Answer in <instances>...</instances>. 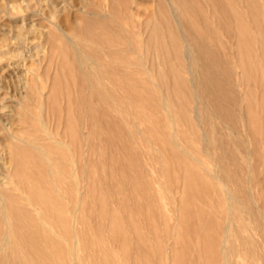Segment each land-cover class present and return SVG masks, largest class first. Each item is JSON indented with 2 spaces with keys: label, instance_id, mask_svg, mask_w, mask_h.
Wrapping results in <instances>:
<instances>
[{
  "label": "rangeland",
  "instance_id": "374dc122",
  "mask_svg": "<svg viewBox=\"0 0 264 264\" xmlns=\"http://www.w3.org/2000/svg\"><path fill=\"white\" fill-rule=\"evenodd\" d=\"M115 1L117 2V0H0V186L6 194L12 193L13 195H21V192L17 190L16 184L14 182L17 183L18 178L24 177L27 180V185H31V187H35L40 190L42 189L44 191L43 186H46L49 183L50 179L46 175L48 167H50L52 171L54 170L56 174L59 171H62L61 166L59 167L58 165L59 163L66 164L63 165L64 171L62 172H68L67 174H69L74 167H79V202H82L81 204H79V208H81L79 209V234L81 232L87 233V235L89 236V240H93L96 238L97 228L99 226V223H97V198H99L101 192L96 188L98 180H102L104 182L108 180L107 183L110 181L112 182L113 179L116 180L117 177L122 180V177L123 179L124 177H127L126 169L131 170L130 173L133 178H140V170H137V161L135 160V158L137 159L138 157L135 155L138 154L140 155L142 166L147 168V170L149 169V179H151L153 182V188L156 192L157 198L159 199V205L161 207L160 209L166 217L164 220H159L157 222L158 238L163 241V244L165 245L159 251V244L155 240L159 255L156 257L155 264H204L201 253H198L196 249V241H188V239L185 238L183 244L184 246L181 245L180 247H178V249L175 248L178 237L174 236L177 232L180 234V236L185 232V229L183 230L181 223V214L182 216H184L181 212L183 206H181V199L184 194L183 180H180L179 182H173L172 178L168 174H166L165 171L161 169L160 164L156 162V156L158 155V153L154 149L158 146L156 145V143H154V140L155 136H161L160 131L154 128L157 118L154 114L148 113L150 111H144L146 107L144 106L143 100H141L140 98L141 90H137L138 92L135 90H133L134 92H131V90L128 89L124 90L123 85H120L121 87L116 85L114 80H118L121 78V76H124L121 79H124L126 81L128 80L129 82V79H132L134 83H137L135 80L138 79H141L138 82L145 81L146 79H152L153 81L157 82L156 73L158 69H156V72L153 71L152 73L150 72L149 74H146L143 71L142 67L138 68L135 66V62H139L141 65L142 62L139 57L143 56V61L147 63L148 68L152 67V65H154V67L159 65L161 71H163L164 74L166 73L164 81L165 83H161L162 85L160 84L162 89L160 90L156 87H152L151 94L156 95L153 96V99H156V97L160 98L163 93H166L168 94L167 99L170 106H173V103L171 104V102H173V99H171V94L168 90L169 88L171 89L172 86L170 85L171 78L168 79L169 69L174 68L176 73L184 79H190V76L181 71L179 62L175 59L174 55H171V57H169L170 60L166 61L165 59H163V55L161 58L160 52L158 55L153 54L154 51L147 45L146 38L149 37L151 28L148 27L147 30L146 22L150 19L156 21L157 24L161 26L162 33L167 34L169 32V28H165L164 26H162L160 20H158L155 16L156 14H158V1L128 0L127 2L125 0H118L116 7L114 6V4L116 5ZM170 1L172 7L175 8L173 10H176V12L174 11L176 16H179V19H181L180 17H183V12L181 11V9H179L174 1ZM189 1L198 2V0ZM259 1L260 3H262V6H264V0ZM235 6L238 10H242L243 5L235 3ZM196 12L197 14L200 13V11ZM204 13L209 23H211L214 27V37L219 39V43L213 46L209 43V39L204 34L203 26L200 23L196 24V28H194V30L196 33H198V37H201L200 40L202 41V43L210 45V47L215 49V51L218 50L217 52H220L222 54L223 59H230V66L234 71L232 84L235 85L238 93L243 92V94L246 95L247 89H251L252 92L250 96L248 95V100L251 101L252 104L250 108L246 110L247 102H244L242 110H244L246 119L247 121H249L248 126L250 127V129L252 127V130L254 132H257H255L253 135H248L247 137L245 124L243 122H240L235 130L230 126L233 129V133H231L225 128L226 125H223L220 120H217L213 116L214 118L211 128H216L217 130L219 129V132L228 136L229 140V147L227 152H229L228 154L232 159H223V162L221 161V155H223V153L218 149V142L212 135V133H208V145L204 143V140H202L201 142L197 141L192 132L189 131V126L185 122H183V120H180L182 119L181 112L176 108L172 111V113L182 134V140L180 141V143L182 147H185V139L189 140L191 146L194 149V152L192 151V155L200 159L201 162L206 166V169H208L210 172H218L217 174L219 175V177L223 182L227 184L231 193H233L237 197L238 201L241 200L240 202H247L248 204L250 199L249 195L251 192L255 201L254 205L257 206L254 207V205H252V209L255 210V208H260L264 212V200L260 198L261 193H263L264 190V188H262L264 185V183H262L264 182V114L259 109V106L253 103V100H256V102H259L260 100V98L257 100V98L260 96V92L256 89V83L259 78L258 76H256L254 70L248 67V81L247 79L246 81L242 79L243 69L238 66L237 60L234 58L235 45L237 43V40L235 38H232V36H226L224 29H221L217 26L212 16L208 14L206 10L204 11ZM109 22L111 23L112 28L109 26ZM131 22L136 23L134 24V30L131 27ZM138 23H143V29L142 24H140V27ZM110 28L113 30H111ZM115 28L116 30H114ZM61 30L66 32V34L68 35V37H70L78 50L80 48L81 61H83L82 64L86 69L88 65H95L94 63H97L98 66L100 64L99 68L103 65V67L105 66V68L103 69L107 71L111 63L116 66L118 64L124 65L123 63L125 62V60L128 61H126L127 64L125 63L126 68L123 69L124 72H120L121 74L117 73V76L115 75V78L112 74L105 75L104 77L110 79H107L106 82H111H108L107 84H109L108 89H111H109L108 91H111L113 100H111L110 102L112 106L108 104L105 105L113 107V109L108 107V110L107 106L105 107L104 104L96 102L97 97H94L95 90H92L87 86L90 82H94L96 78V76H94L96 73L92 71V68L90 69L91 72H88L90 70L87 71V75L89 73V76H82V74L79 75L78 67L76 68L77 61L69 53L62 51L63 44L61 42V39L63 37V34L61 33ZM138 31L141 33L139 34ZM121 33L123 34V36ZM144 35H146L147 37L145 36V38ZM125 36L129 37L128 39L131 40L132 48L135 52L138 53V56L134 53H124V51L130 52V48L127 46V44H125L126 42H121L128 40ZM121 38L122 40L120 41ZM102 39L103 42L107 44L106 46L103 44ZM89 40L94 44H91ZM109 40L110 42H108ZM145 40L146 43L144 42ZM112 41L116 42V46H114L115 44L110 45L113 43ZM81 42L83 43L81 44ZM95 44L98 45L96 46ZM99 46L101 48H99ZM166 46L169 47V45ZM93 47L95 51H93ZM106 47H108V49ZM145 49L146 54H144ZM88 50L91 52H88L90 54L87 53ZM99 50L107 55H104L103 53L102 55L101 53H99ZM118 51L122 54H120ZM252 51L254 54L256 52V48L253 47ZM62 52L66 53V55ZM94 52H97L99 54ZM148 52L152 54L149 53V55ZM128 54H130V56ZM93 55L95 57H93ZM122 55L124 57H127V59H125ZM159 55L160 57H157ZM121 56L123 57V59ZM94 58L97 62H95ZM133 58L136 60H133ZM99 59H101L103 62ZM158 59H160L159 62ZM162 60L165 61L166 64L162 65ZM105 61L107 63L103 64L105 63ZM120 61H122L123 63H120ZM152 62H155V64H153ZM129 63H132L130 64L132 67L129 65L130 68L127 69ZM62 64L67 65V70L62 67ZM70 67L71 69H69ZM129 72H131V75L129 74ZM127 73L129 75H127ZM78 76L79 81L80 79H82L83 81H87L88 77L91 79L89 80L88 78L89 82L87 81L88 84L85 83V88H80V85L76 84L79 83L78 78L76 79V77ZM112 78H114V81L111 80ZM115 88L117 91L115 90ZM85 89L88 91V95L87 92L85 93ZM89 91L94 92L90 93ZM168 91L169 93H167ZM117 95H119L118 97L120 99L116 98ZM134 96L136 98H134ZM105 97H107V95H105ZM77 99L79 104L77 102ZM71 100L74 101L71 102ZM123 101H127L128 103L124 105L125 103ZM95 102L98 103L100 107L101 105H104L103 108L101 107L102 111ZM72 103L75 105H73ZM85 103H88L89 106L85 105ZM152 104H154L153 106H156V101H154ZM68 105L71 106L69 107ZM83 106L86 109L79 111L78 108L80 107L79 109H81V107ZM93 106H97V108L99 109L100 113L97 114L98 116L95 115L96 112L93 111ZM126 106L128 107V109L126 108ZM84 107L82 109H84ZM88 107L91 108L88 109ZM190 107H192L191 115H193L194 113L192 112V109L194 105L190 103ZM87 109L88 111H90H86ZM111 111L115 112L112 113ZM235 111H238L237 113H235L237 115H240L239 110ZM81 112L82 114H84L83 112H85V117L81 114ZM101 112H103V114L105 113V115L107 114V117L104 118ZM112 114L114 116H112ZM94 115L97 116V122L96 120H94V124H91L92 121H90V117H93ZM253 119L257 120L256 127L254 125L252 126ZM134 121L136 122V124ZM97 123L101 126L97 125ZM140 127L141 129H143L142 131L141 129H139ZM136 129L137 131L139 129L144 134H134V137H132V139L134 138L135 140L131 142V138H129L128 136L129 132H135ZM205 129L206 131L210 132L209 127L206 126ZM94 130H98L99 134H102L104 142H102L101 137V141L95 137ZM237 133H240V135ZM111 135L113 136L111 137ZM50 136H53L56 142L59 143H65L66 141V147H57L55 144V140L51 139ZM108 138L111 142L114 139L113 142L115 145L113 144V142L111 143ZM240 138L241 140H243V142L246 141L244 142V150L242 152L238 150L235 143ZM148 139L150 142H147ZM68 144L71 145L72 148L68 146ZM127 144L129 147L127 146ZM50 146H54V149L50 148ZM73 146L75 149L73 148ZM104 147L105 149L107 148L106 151ZM212 147L214 150L212 149ZM39 148L41 149L40 151ZM209 148H211V151L209 150ZM21 149L26 152L27 155H29H22V157L18 153ZM205 149L207 151H204ZM46 150L48 152L51 150V154H44ZM129 152L133 153V155L136 153L134 155L135 158L132 157ZM71 154L74 156V158L73 156H71ZM234 154H236V156ZM236 157H238V159ZM53 158L56 159L54 160ZM58 158L61 160H59ZM108 158H110V161H107ZM72 159L79 164L78 167H76V164L74 165ZM229 160L232 161L229 162ZM46 161L50 162L48 163ZM48 164L51 165L48 166ZM129 165H131V168H129ZM119 167L125 169V173H122V170L119 169ZM19 169L21 173L17 172L19 171ZM39 171H41L42 173ZM16 172L18 173V175ZM19 173L21 174V176H19ZM97 174L100 175V179ZM105 175H108L110 178L108 176L106 177ZM249 181H251V184H249ZM218 187V191L221 197L220 201L217 200V191H214L210 193L207 198L195 199L194 203L196 206L201 207V209L209 213L212 212L216 214L220 218V221H222V223L224 224L227 223L229 219L227 211L229 204L226 201V196L224 195L225 187L222 184H219ZM240 188H243L245 190V196L239 194ZM92 189H94V191ZM81 194L83 195V197ZM131 203L133 205H136L134 202ZM164 206L166 208H164ZM232 206L234 208H238L240 217V222H236L235 224H233L234 229L235 227H237L236 229L240 228L241 225L243 226V224H250L252 227L251 229L254 238V244H248L242 241L237 237L238 232L233 229V236L231 237V239H233L232 243L234 247L233 250L229 252V256L231 258L230 264H264V222H262L264 221V216L259 217L257 212V215L255 214L253 216H250V214H248L245 209L243 207H240V204L236 203L234 200L232 201ZM177 209L179 210L178 212L180 213V215L177 212ZM82 210H84V212ZM201 220L205 219L203 218ZM130 222L133 223L136 230H144L142 227L143 225L141 224L142 219L138 216L131 217ZM189 223L190 220L188 221L186 226ZM152 227L153 221L152 218L149 217L145 222L144 231L145 233H147L149 238H151V240H153L154 237ZM247 234L249 235V233ZM183 236L185 237V235ZM109 238L110 233H106V235L103 236V240L107 244V251L109 253L113 251L119 253L121 251L119 249V246L117 244L109 243V241H107L109 240ZM170 244H172L173 247ZM247 245H249L250 247ZM250 248L253 249V253ZM148 250L150 253H152L150 247ZM91 254H95L93 252V249L90 248L88 252L84 251V242L80 241L79 263L91 264L90 260L85 258L86 255ZM193 255L195 258L193 257ZM120 263L124 264L122 259ZM132 263L135 264L133 261Z\"/></svg>",
  "mask_w": 264,
  "mask_h": 264
},
{
  "label": "bare ground",
  "instance_id": "6f19581e",
  "mask_svg": "<svg viewBox=\"0 0 264 264\" xmlns=\"http://www.w3.org/2000/svg\"><path fill=\"white\" fill-rule=\"evenodd\" d=\"M125 1L128 2V0H125ZM157 1H158V5H157L158 14H156L155 16L158 20H160V23L162 26H164L165 28H169V32L167 34L162 33L161 26L159 24H157L156 21L150 19L149 21L146 22V26H147V30H148V27L151 28V32L149 34V37L144 35V37L145 36L147 37V38L145 37L147 39V45L150 48H152V50L154 51L153 54L158 55L160 52L161 58L163 55V57H164L163 59H165L166 61H169L170 60L169 57H171V55H174L175 59L178 60V62H179L181 71H183L184 73H186L190 76V79H184L176 73L174 68L169 69L168 79L171 78L170 79L171 80L170 85H172V86H171V89L169 88L168 90L170 91L171 99H173V102H171V104L173 103V106L172 105L170 106L168 99H167L168 94H166V93H163L160 98L156 97V99H153L154 98L153 96H156V95L151 94V89H152V87H156L160 90L162 89L161 83H163V84L165 83L164 81H165V74L166 73L164 74V72L161 71L159 65H157L158 68H157V66L154 67V65H152V67L148 68L147 63L143 61V56L139 57V59L142 62L141 65L139 62L138 63L135 62L136 63L135 66L138 68L142 67L143 71L146 74H149L150 72L152 73L153 71L156 72V69H158L157 73H156L157 82L153 81L152 79H146L145 81L138 82L141 80V79L140 80L138 79V80H135L137 83H134L132 81V79H129L130 82L128 80L126 81L124 79H121L124 77V76L122 77L121 75H120L121 76L120 79H118V80L114 79L115 75L117 76V73L119 74L120 72L123 71V69L126 68V64H127L126 61L127 60H125V59H127V57H124L123 56L124 54L122 56L125 58L124 59L125 62L123 63L122 62L123 60L120 61V63H123L124 65L118 64L115 66L113 63H111V65L109 67L106 65L108 67V69L106 71L105 69H103V68H105V66L103 67V65H102V67L99 68L100 64L98 66L97 63H94L95 65H88L87 69H86L82 64L83 61H81L80 48L78 50L75 47V45L72 42V40L70 39V37H68L66 32L63 30H61V33L63 34V37L61 39V42L63 44V50L62 51L69 53L77 61L76 68L78 67V74L79 75H81V74H82V76L87 75V71L90 70L91 68H92V71H94L96 73L94 75V76H96L95 81L92 80L94 82H92V83L90 82L89 84L87 83V81L89 82V80H91L89 77H88L89 80L87 78V76H89V73H88V75L86 76L87 81L86 80L83 81L82 79H80V81H79V76H78V77H76V79L78 78L79 83H76V84L80 85V88H85V86H86L85 83H87L88 84L87 86L90 89H92V90L94 89L95 90L94 97H97L96 102H98V103H102L104 105L105 104L111 105L110 102L112 100V96H111V91H108L110 89V88L108 89L109 84H107L110 81L106 82L107 79L108 80H110V79L107 77L104 78L105 75H111L112 74L114 76V78H112L111 80L112 81L115 80V83L118 86L123 85L124 90L128 89V90H131V92L133 90H135V91L141 90L140 98H141V100H143L144 106L146 107L144 111L148 110V111H150L148 113L155 115L157 120H156L154 128L159 130L161 133V136H155V140H154V143H156V145L158 146L157 148L154 149L158 153V155L156 156V162L158 164H160L161 169H163V171H165V173L168 174L172 178L173 182H179L180 180H183V192H184V194H183V197L181 199V206L183 205L181 212L183 213L184 216H182V214H181V223H182L183 230L185 229V232L183 233V235H185V237L183 235L180 236V234L178 232L176 233V235L174 234L175 235L174 237H178L175 248L178 249V247L183 245L185 238H187L188 241H192V242L196 241L197 242L196 249H197L198 253H201L204 264H230L231 258L229 256V252L231 250H233V247H234L233 243H232L233 239H231V237L233 236L232 231L234 229L233 224H235L236 222H240L239 221L240 217H239L238 208L237 207L234 208L232 206V201L234 200L236 203L240 204V207H243L245 209V211L248 214H250V216L255 215L257 212L259 217H263L264 212L260 208H257V209L255 208V210L252 209V205H254L255 201H254L253 194H251V192L249 195L250 199H249L248 204H247V202H244V203L240 202L241 200L238 201L237 197L233 193H231L227 184L225 182H223L222 179L219 177V175L217 174L218 172L217 173L210 172L208 169H206V166L201 162L200 159H198L194 155H192V151L194 149L191 146L189 140L184 138L185 139V142H184L185 147L181 146L180 141L182 140V134H181V131L179 130V128L177 126V121H176L172 111L176 108L180 110L181 116H182V119H180V120H183V122H185L189 126V128H190L189 131L192 132V134L195 136V139L197 141L201 142L202 140H204V143H206L208 145V143H207V142H209L208 133L209 134L212 133V135L215 137V139L218 142V149L223 153V155H221V158H222L221 161H223V159H232V158L229 156V154H228L229 152H227L228 147H229L228 136L219 132V129L217 130L216 128L215 129L211 128V125L213 124L212 121H213L214 117L217 120H220L221 123H223V125H226L225 128L228 131H230L231 133H233L232 128H234V130H235L237 125L240 122H243L245 124L247 137H248V135H251V134L253 135L255 132H257V131L254 132L252 130V127L250 129V127L248 126L249 121H247L244 110H242L244 102H247L246 110H248L252 104L251 101L248 100V98H249L248 95L250 96L251 92H252L251 89L250 88L247 89L246 95L243 94V92L238 93L235 85L232 84V82H233L232 77L234 75V71L230 66V59H228V58L223 59L222 54L220 52H217L218 50L215 51V49L210 47V45H207L206 43H202V41L200 40L201 37L200 38L198 37L199 35H197L198 33L195 32L194 28H196V24L200 23L203 26L204 34L209 39V43L212 46L217 45V43H219V39L214 37L213 25L211 23H209V21L207 20V18L205 16L204 11L206 10V12H208V14H210L212 16V18L215 20L217 26L220 27L221 29H224L226 36H228V37L232 36V38H235L237 40V43L235 45L234 58L237 60L238 66L243 69L242 79H244V81H246L248 74H249L247 71L248 67L252 68V70H254V72L256 73V76H258L259 80L256 83V89L259 90V92H260V96L257 98V100L259 98H260V100H259V102H256V100H253V103L257 104V106H259V109L264 114V6H262V3H260L259 0H198V2H196V1L192 2L189 0H172L176 3V5L179 7V9H181V11L183 12V15L181 12V15L183 17H180L181 19H179V16L177 17L175 14L176 10H173L175 8L172 7L170 0H157ZM117 2H118V0H117ZM117 2H116V5L114 4L115 7L117 6ZM235 3H239V4L243 5L241 11L236 8ZM196 11H200V13L197 14ZM177 14H178V12H177ZM131 23L130 24H131V27L133 29L135 27L134 24H136V23H133V22H131ZM138 24H139V26H140V24H142V29H143V23H138ZM83 26H85V25H83ZM100 26H102V25H100ZM109 26L111 27L110 22H109ZM77 27H78V25H77ZM87 29H88V27H87ZM142 29H140V30H142ZM90 30H91V28H90ZM111 30H113V29H111ZM114 30H116V28ZM147 30H146V33H147ZM140 33L141 32H139V34ZM122 36H123V34H122ZM125 37H127V36H125ZM102 38H104V37H102ZM122 38L120 39V41L122 40ZM128 38L129 37H127V39ZM123 40H125V39H123ZM89 42L91 44H94L90 40H89ZM102 42H103V39H102ZM108 42H110V40ZM121 42H126L125 44H127V46L130 48V52L124 51V53H126V52L127 53H134V54H137V56H138V53L135 52L132 48V44H131L130 39H128L127 41H121ZM144 42L146 43V40ZM82 43L83 42H81V44ZM115 43L116 42H113L110 45H113ZM81 44H80V47H81ZM91 44H89V45H91ZM103 44L105 46L107 45L104 42H103ZM95 45L97 46L98 44H95ZM99 45H101V44H99ZM166 45H169V47H167ZM114 46H116V44ZM84 47H86V46H84ZM89 47H91V46H89ZM253 47L256 48V52L254 54L252 51ZM99 48H101V47L99 46ZM106 48L108 49V47H106ZM111 48H113V47H111ZM89 50L87 51V53L90 52ZM93 51H95L94 47H93ZM93 51H92V53H93ZM96 51H98V50H96ZM64 52H62V53H64ZM66 53H64V54L66 55ZM90 53H88V54H90ZM94 53H97V52H94ZM99 53L102 54L103 52L101 50H99ZM99 53H97V54H99ZM119 53H117V54H119ZM149 53L150 52H148V54ZM110 54H111V52H110ZM120 54H122V53H120ZM144 54H146V49L144 51ZM150 54H152V53H150ZM104 55H107V54H104ZM128 55L130 56V54H128ZM160 55L157 57H160ZM93 57H95V56L93 55ZM123 57H122V59H123ZM153 57H154V55H153ZM157 57H156V60H157ZM115 59H117V58H115ZM94 60H95V62H97L95 58H94ZM99 60H101V59H99ZM133 60H136V59L133 58ZM152 61H153V58H152ZM159 61H160V59H158V62ZM185 61H186V64H185ZM106 63L107 62L105 61V63H103V64H106ZM152 63L155 64V62H152ZM108 64H109V61H108ZM130 64H132V63L128 64L127 69L130 68L129 67ZM163 64H166V62L163 61L162 65ZM177 65H178V63H177ZM62 67L66 69L67 65L62 64ZM69 69H71V67ZM101 69H103V70H101ZM139 71H140V69H139ZM88 72H91V70ZM130 73L131 72H129V74ZM168 73H167V75H168ZM129 74L127 73V75H129ZM129 78H130V76H129ZM78 81H76V82H78ZM247 81H248V79H247ZM254 85H255V83H254ZM115 90H116V88H115ZM169 91L167 93H169ZM86 92L88 95V91L85 89V93ZM92 92H94V91H92ZM92 92H90V93H92ZM105 95H107V97L110 100L107 97H105ZM118 96L119 95H117V97L116 96L115 97L119 98ZM87 98H88V96H87ZM134 98H136V97L134 96ZM72 101H74V100H71V102ZM86 101H87V99H86ZM154 101H156V106H153L154 104H152ZM77 102H78V99H77ZM92 103H94V102H92ZM98 103H96V104L100 107V105ZM124 103H125L124 105H126V103H128V102L125 101ZM190 103H192L194 105V107L192 109V112L194 113L193 115H191V108L192 107H190ZM78 104H79V102H78ZM73 105H75V104H73ZM85 105L89 106L88 103H85ZM104 105H101V107L103 108ZM108 105H105V107L107 106V109L109 107ZM127 106H126V108L128 109ZM83 107H81V109H79L80 108L79 107L78 110L79 111L85 110L86 108L84 107V109H82ZM101 107H100V110H101ZM90 108L88 107V109H90ZM109 108L113 109V107H109ZM88 109L86 111H88ZM92 109H93V111L96 112L95 115L100 113L97 106H93ZM104 110H105V108H104ZM235 110H239L240 115L239 114L237 115L236 113L238 111H235ZM113 112H115V111H113ZM83 113L84 114H82V112H81V114L85 117V112H83ZM128 113H131V112H128ZM136 113H134V114H136ZM79 114H78V117H79ZM101 114H103V112H101ZM108 114H109V112H108ZM106 115L104 113L102 116L104 118H106L107 117ZM94 116L90 117V121H92L91 124L92 123L94 124V120L97 119L98 115L95 117ZM112 116H114V115L112 114ZM81 121H86V120H81ZM96 122H97V120H96ZM82 123H84V122H82ZM117 124H119V123H117ZM135 124H136V122H135ZM256 124H257V120L253 119L252 120V126L254 125L256 127ZM97 125H100V124L97 123ZM206 126L209 127L210 132L206 131V129H205ZM139 129H141V127ZM139 129H138V131L136 129L135 132L130 130L132 132H129L128 136H129V138H131L130 139L131 142H133V140H135L134 138L132 139V137H134V134H137V133L144 134L141 132L143 129H141V131ZM157 130H155V131H157ZM102 131H103V128H102ZM87 133H89V132H87ZM205 133H206V135H205ZM237 134L240 135V133H237ZM94 135L97 139H99L101 141L102 134H99L98 130H94ZM112 136L113 135H111V137ZM104 137H105V135H104ZM50 138L55 140V138L53 136H50ZM117 138H118V136H117ZM109 141H110V139H109ZM113 141H114V139H113ZM55 142H56V140H55ZM102 142H104L103 138H102ZM147 142H150L149 139ZM244 142H246V141H244ZM244 142H243V140H241V138L235 142L238 150L241 152L244 150ZM65 143H66V141H65ZM65 143L56 142L55 144L57 147L62 148L66 145ZM113 144H114V142H113ZM68 146L71 147V145H69V144H68ZM74 146H73V148H74ZM127 146H128V144H127ZM50 148L54 149V146H52V147L50 146ZM108 148H109V146H108ZM205 148H206V146H205ZM104 149H105V147H104ZM106 149H105V151H106ZM212 149H213V147H212ZM40 150L41 149L39 148V151ZM209 150L211 151V148H209ZM50 151L48 152L46 150L44 152V154L50 155L51 154ZM204 151H207V150L205 149ZM250 151H252V150H250ZM18 153L21 156L22 155H25V156L29 155V154L27 155V153L24 152L22 149L19 150ZM129 153H130V155H132V157H134V155L136 154L135 153L133 155L134 152L133 153L129 152ZM251 154H253V153H251ZM251 154H250V156H251ZM234 155L236 156V154H234ZM71 156H73V155L71 154ZM78 156H79V153H78ZM108 156H109V154H108ZM135 156H138L137 159L135 157L134 158L137 161V166H136L137 170H140V178H136V179L133 178L131 176V173H130L131 170L126 169L127 177H124V179L122 177V180L117 177L116 180L113 179L112 182L110 181L111 183L108 182L109 184L107 183L108 180L106 182H104L102 180H98V183L96 184V188L99 189V191L101 193H100L99 198H97L96 196L95 197L98 199V202H97V208H98L97 223H99V226L97 228L96 238L93 240H89V236L87 235V233L81 232L79 234V231H80L79 230L80 229L79 228V222H80L79 221V217H80L79 216V211H80L79 209H81V208H79V204H81L82 202L81 203L79 202V167H78L79 164L75 160L72 159L74 165L76 164L77 165L76 167H78V168L72 167L73 170L69 174H67L68 172L67 173L62 172V171H64L63 165H66V164H62V163L58 162L59 163L58 165H59V167L61 166L62 171H59L57 174L55 173L54 170L52 171L50 169V167H48L46 175L50 179H49V183L46 186H43L44 191L42 189H41L42 190L41 191L40 189H37L35 187H31V185H27V180L24 177L18 178L17 183L12 181L16 184L17 190L21 192V195H13L12 193L6 194L0 186V188H1L0 189V264H81V263H79V242L80 241L84 242V251L88 252L91 248V249H93V252L95 253V254H91V255H86V257H85L86 259L90 260L91 264H122V263H120L121 259L124 262V264H133L132 261L135 264H155L156 257L159 256L158 255V249H157L156 244H155V240L159 244V251L165 245V244H163V241H161L158 238L157 222L159 220H164L166 217H165V214L160 209L161 207L159 205V199L157 198L156 192L153 188V182L151 179H149V171H148L149 169L147 170V168L142 166V163L140 161V155L136 154ZM73 158H74V156H73ZM236 158L238 159V157H236ZM109 159L110 158H108L107 161ZM52 160H50V161H52ZM59 160H61V159H59ZM234 160H235V158H234ZM103 161H105V160H103ZM230 161H232V160H229V162ZM46 162H48V161H46ZM65 162H66V160H65ZM263 163H264V161H263ZM85 164H87V163H85ZM49 165H51V164H48V166ZM71 165H72V163H71ZM42 166H45V165H42ZM53 167H52V169H53ZM155 167H157V166H155ZM129 168H131V165H129ZM70 169H71V167H70ZM119 169L122 170V173H125V169H122L120 167H119ZM217 171H220V170H217ZM17 172H20V169ZM39 172H41V171H39ZM118 172H119V170H118ZM109 173H110V170H109ZM17 175H18V173H17ZM97 175L100 179V175L99 174H97ZM19 176H21V174ZM105 176L107 177L108 175H105ZM262 183H264V182H262ZM219 184H222L225 187V189H224L225 194L224 195L226 196V201L229 204L228 205L229 207L227 210L228 215H229V219H228V222L224 223V224L222 223V221H220V218L216 214H214L212 212L209 213V212L201 209V207L196 206L194 203L195 199L207 198L208 195H210V193H212L214 191H217V198H218L217 200L220 201L221 197H220V193L218 191L219 190L218 189ZM249 184H251V181H249ZM262 188H264V185ZM92 190L94 191V189H92ZM239 194L245 196V190L243 188H240ZM87 195H88V193H87ZM82 197H83V195H82ZM260 198H262V200H264V190H263V193H261ZM131 202H134L136 205H133ZM254 207H257V206L254 205ZM164 208H166V207L164 206ZM82 211L84 212V210H82ZM178 211L179 210L177 209V212ZM83 212H81V213H83ZM179 215H180V213H179ZM134 216H138L139 218L142 219L141 224L143 225L142 227L144 230H145L146 220L149 217L152 218V221H153L152 232L154 235L153 240H151V238H149V236L147 235V233H145L144 230H141V231L136 230L133 223L130 222L131 217H134ZM82 218H84V217H82ZM203 218L205 220H201ZM174 220H175V218H174ZM189 220H190V223L186 226V224L188 223ZM262 222H264V221H262ZM236 228L237 227H235L234 230H236L238 232V234H237L238 238H240L242 241H244L248 244H252V243L254 244V238H253L252 229H251L252 227L250 224H246V225L243 224V226L241 225L240 228H238V229H236ZM106 233L107 234L110 233V238L107 241H109V243L117 244L119 246V249L121 250L119 252L120 254L116 253V251H113L110 253L107 251V248H106L107 244L103 240V236L106 235ZM247 233H249V235ZM165 235H166V233H165ZM164 238H166V237H164ZM170 245H172V244H170ZM247 246H249V245H247ZM149 247L151 248L152 253L149 252V250H148ZM172 247H173V245H172ZM252 250L253 249H251V251ZM252 253H253V251H252ZM193 257H194V255H193Z\"/></svg>",
  "mask_w": 264,
  "mask_h": 264
}]
</instances>
